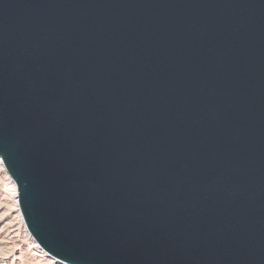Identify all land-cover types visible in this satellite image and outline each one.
<instances>
[{"label":"water","instance_id":"obj_1","mask_svg":"<svg viewBox=\"0 0 264 264\" xmlns=\"http://www.w3.org/2000/svg\"><path fill=\"white\" fill-rule=\"evenodd\" d=\"M0 157L65 264H264V0H0Z\"/></svg>","mask_w":264,"mask_h":264},{"label":"bare ground","instance_id":"obj_2","mask_svg":"<svg viewBox=\"0 0 264 264\" xmlns=\"http://www.w3.org/2000/svg\"><path fill=\"white\" fill-rule=\"evenodd\" d=\"M0 185L2 186V191H0L2 194L1 198L5 201V203L6 201L8 202L12 201L15 215L17 216V220H18L15 224L13 222L14 225L12 229L10 228L11 230L7 229V232L4 234L5 236L4 235L1 236L0 241H2L3 239H6L11 246V250L9 254H7V256L8 255L10 256L9 257L5 256L6 258H3V262L11 258L20 260L19 257H22L23 255H27V252L30 251L31 253L30 255L33 257L32 258L33 264H65L63 262L58 261L55 257L46 253L39 246V244L32 238L26 226L24 218L21 214L19 204L17 202L18 191H17L16 185L14 181L12 180V178L10 177V175L7 173L3 165L1 157H0ZM7 205L8 204H6V206ZM1 232L2 231H0V234ZM20 262H25V261L20 260Z\"/></svg>","mask_w":264,"mask_h":264},{"label":"rangeland","instance_id":"obj_3","mask_svg":"<svg viewBox=\"0 0 264 264\" xmlns=\"http://www.w3.org/2000/svg\"><path fill=\"white\" fill-rule=\"evenodd\" d=\"M0 191H2L1 185H0ZM1 197H2V194L0 192V203H1L0 204V231H2L0 234V239H1V236H3L7 232V229L11 230L13 225L18 221L17 216L15 215L13 205H12V201H9V202L6 201V203H5V201ZM6 204H8V205L6 206ZM3 212H4V214H3ZM13 222H14V224H13ZM10 250H11V246L6 239H3L2 241H0V264H33V259H32L33 257L30 255L31 254L30 251H28L29 253L27 252V255H23L22 257H19L20 260H22V261L24 260L25 262H20V260H16V259H12V258L3 262V258L10 256V255L7 256V254H9Z\"/></svg>","mask_w":264,"mask_h":264}]
</instances>
